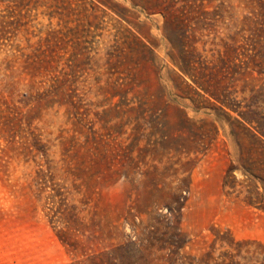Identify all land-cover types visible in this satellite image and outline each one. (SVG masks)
<instances>
[{
  "label": "rangeland",
  "instance_id": "obj_1",
  "mask_svg": "<svg viewBox=\"0 0 264 264\" xmlns=\"http://www.w3.org/2000/svg\"><path fill=\"white\" fill-rule=\"evenodd\" d=\"M263 261L264 0H0V264Z\"/></svg>",
  "mask_w": 264,
  "mask_h": 264
},
{
  "label": "trees",
  "instance_id": "obj_2",
  "mask_svg": "<svg viewBox=\"0 0 264 264\" xmlns=\"http://www.w3.org/2000/svg\"><path fill=\"white\" fill-rule=\"evenodd\" d=\"M232 241V243H235V244H238V242L237 241H235V240H231ZM249 242H254V240H252V241H249ZM227 252V251H226ZM207 254H209V252H206V255ZM223 254H225V253H223ZM231 257V260H234V257H235V255H230ZM234 262V261H233ZM235 263V262H234ZM261 264H264V261L261 263Z\"/></svg>",
  "mask_w": 264,
  "mask_h": 264
}]
</instances>
